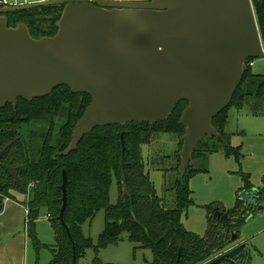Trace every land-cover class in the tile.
I'll return each instance as SVG.
<instances>
[{"label": "water", "instance_id": "1", "mask_svg": "<svg viewBox=\"0 0 264 264\" xmlns=\"http://www.w3.org/2000/svg\"><path fill=\"white\" fill-rule=\"evenodd\" d=\"M52 5L64 9L51 38L34 40L24 25L7 26V13ZM257 59L264 60V49L251 0H44L9 6L0 0V110L7 104L15 108L18 100L45 98L59 87L91 99L66 154L96 128L153 125L186 102L178 154L183 175L199 141L219 138L211 122L229 106L246 62ZM120 141L124 153V134ZM10 147L0 152V160ZM0 169L26 192L15 169L1 163ZM66 182L62 172V226ZM254 193L241 199L260 212ZM221 219L229 230L227 216ZM236 239L232 233L231 242ZM247 256L246 245L237 244L206 264H247Z\"/></svg>", "mask_w": 264, "mask_h": 264}, {"label": "trees", "instance_id": "2", "mask_svg": "<svg viewBox=\"0 0 264 264\" xmlns=\"http://www.w3.org/2000/svg\"><path fill=\"white\" fill-rule=\"evenodd\" d=\"M251 4L264 49V0H251ZM63 9L64 5H52L11 12L4 17L8 28L24 25L30 37L39 40L56 34ZM252 62H246L242 82L229 106L211 122L219 138L206 136L199 141L183 175L179 173L178 154L185 134L180 118L188 106L186 102H180L167 119L153 125L141 122L96 128L68 154L74 125L90 104L89 96L75 95L67 87H59L45 98L30 102L18 100L15 108L10 104L2 108L0 152L9 144L11 147L0 163L7 167H23L18 175L29 193L28 201L22 204L27 211L25 231L35 251L38 252L42 246L35 232L36 219L41 210L45 211L54 237L52 245L44 246L51 253L49 264H74L73 258L78 264L89 249H94L95 254L91 264H100L98 249L117 242L122 234H126L136 248L150 250L153 264H206L231 249L235 245L231 242L232 233L237 241L240 228L256 212L255 206L241 199V194L248 196L255 189L250 185L248 174L240 173L243 186L236 192V203L232 209L225 210L218 204L207 208L204 236L186 231L181 218L194 204L189 181L196 174L206 172L204 165L208 155L222 148L225 156L233 157L237 163L242 158L241 146L232 147L231 136L225 131L230 109L246 108L254 117L264 116V75L251 74ZM55 119L62 122L53 136ZM40 124L47 125L41 133L35 128ZM23 127L29 128L27 138L21 134ZM159 133L173 134L178 139L177 151L172 156L175 181L169 189L174 193V202L169 207L158 197L141 156V146L148 145L152 137ZM121 134H124V153ZM196 160L201 162L198 169L191 164ZM62 172L67 178L63 222L71 239L58 220L63 205ZM113 179L117 189L115 205L109 202ZM11 191L18 192V187L9 173L0 169L1 210L5 200L15 199ZM254 200L258 206L264 204V187L255 189ZM101 210L104 212V230L94 246L90 238L83 236L81 227ZM223 215L231 224L229 230L223 225Z\"/></svg>", "mask_w": 264, "mask_h": 264}, {"label": "rangeland", "instance_id": "3", "mask_svg": "<svg viewBox=\"0 0 264 264\" xmlns=\"http://www.w3.org/2000/svg\"><path fill=\"white\" fill-rule=\"evenodd\" d=\"M250 72L255 75H264V60H253ZM228 116L226 133L231 136L230 145L232 147H235V145L241 146L242 158L237 163L233 157H226L224 151L220 148L217 153L208 155L204 165L206 172L196 174L189 181V189L192 192L194 204L182 216L181 222L186 231L200 237L204 236L207 228V208L213 204H218L225 210L234 207L236 192L243 186L240 173H248L250 185L254 187L264 186V166L262 163L264 161V151L257 145L258 136L255 134V130L259 127L260 132L264 135V116L254 117L248 113L246 108L241 110L232 108ZM61 122L60 119H55L52 129L53 136L56 134ZM35 128L41 133L46 130L47 125L40 124ZM28 130V127L21 129V134L26 138ZM177 143L178 139L175 135L159 133L152 137L148 145L141 146L145 171L148 173L158 197L163 199L167 207L174 202V193L169 189L175 181V175L172 172L175 161L172 156L177 151ZM258 162H260L259 165ZM191 164L195 169H198L201 162L196 160ZM28 194V192L25 194L13 193L15 199L12 202L23 204L28 201ZM109 202L111 205L117 203V189L114 179L109 190ZM10 206H14V208L6 209L4 215L1 214L2 216H0V227L7 226L11 228V231L19 230V233L15 235L14 242L8 240V237H0V264H49L51 253L44 246L52 245L54 237L50 223L45 216V211H40L35 223L36 237L42 245L36 252L24 230L26 215L24 216L22 213L23 210L17 211V209H20L19 205L12 203ZM263 219L264 215L255 214L253 219L243 224L240 228V236L233 247L241 240H247L253 236L255 240L250 242H263V237L256 234ZM103 230L104 212L102 210L91 221L85 222L81 227L83 236L90 238L94 246L98 244ZM255 249L246 248L251 261H257L256 253L258 251ZM94 257V249H89L79 259L78 264H91ZM97 257L100 264H153L151 251L136 248L134 244L128 241L126 234H122L117 242L109 243L98 249Z\"/></svg>", "mask_w": 264, "mask_h": 264}, {"label": "crops", "instance_id": "4", "mask_svg": "<svg viewBox=\"0 0 264 264\" xmlns=\"http://www.w3.org/2000/svg\"><path fill=\"white\" fill-rule=\"evenodd\" d=\"M41 1H44V0H3V2L6 4V6H9V5H22V4H28V3L41 2ZM90 1H93V0H90ZM104 1H148V0H104ZM225 131H226V128H225ZM255 134H256V136H258V143H257V145H259L261 147L262 151H264V135H263L262 132H260V128L259 127L255 130ZM235 147H237V146L235 145ZM262 163H263V166H264V161ZM259 164H260V162H258V165ZM263 171H264V168H263ZM261 187H264V186H261ZM261 187H254L253 186V188H255V189L256 188H261ZM11 202L12 201H4L3 209L1 210L2 213L0 212V216L4 215V211L6 209H8L10 207L14 208V206H10L12 203L14 205H19L20 206V209H17V211L19 212V211H22L23 210L22 213L24 214V216L26 215V212L27 211H26L25 207L22 206L21 202H19V203H16V202H12L11 203ZM255 214L256 215H264V204H263V210L260 211V212H255ZM254 215L249 220H247V222H249L251 219H253ZM25 222H26V219H25ZM24 230H25V223H24ZM17 233H19V230L18 231L17 230L11 231V228L10 227H7V226L6 227H3V226L0 227V237H8V240H11V242H14L15 235ZM256 234H259L260 236L263 237V242H261V243H258L256 241L255 242H250V241L255 240V239H253V237H254L253 236V237L248 238L247 240H241L238 243V244H245L247 249H249L251 247V248H254V249L256 248L257 251H258V252L256 251L257 252L256 253L257 254V257H256L257 259L256 260L257 261H251V258L249 256H247V259H246V261L248 260V263L247 264H264V219H263V222H262L259 230L256 231ZM239 236H240V230H239L238 238H239ZM260 236H258V237H260ZM24 238H25V236H24ZM246 242H249V243L247 244Z\"/></svg>", "mask_w": 264, "mask_h": 264}, {"label": "flooded vegetation", "instance_id": "5", "mask_svg": "<svg viewBox=\"0 0 264 264\" xmlns=\"http://www.w3.org/2000/svg\"><path fill=\"white\" fill-rule=\"evenodd\" d=\"M11 168H13V169H15V172H16V174H17V176L19 177V175H18V172L20 171V170H22L23 169V167H21V166H15V167H11ZM10 175V174H9ZM10 177H11V179H12V181H13V178H12V176L10 175ZM20 178V177H19ZM21 179V178H20ZM22 180V179H21ZM23 181V180H22ZM24 182V181H23ZM25 183V182H24ZM25 186H26V184H25ZM25 189H26V192L25 193H27V191H28V188H26L25 187ZM11 193V195L13 196V197H15L14 195H13V193H18V194H25V193H23L22 191H20V189L18 188V192H16V191H11L10 192ZM250 195V194H249ZM248 195V196H249ZM254 198V197H253Z\"/></svg>", "mask_w": 264, "mask_h": 264}, {"label": "built area", "instance_id": "6", "mask_svg": "<svg viewBox=\"0 0 264 264\" xmlns=\"http://www.w3.org/2000/svg\"><path fill=\"white\" fill-rule=\"evenodd\" d=\"M5 4V3H4ZM6 5V4H5ZM252 64H250V66H251ZM7 201V200H6ZM26 215H27V212H26Z\"/></svg>", "mask_w": 264, "mask_h": 264}]
</instances>
